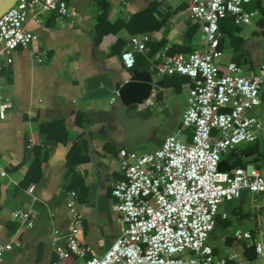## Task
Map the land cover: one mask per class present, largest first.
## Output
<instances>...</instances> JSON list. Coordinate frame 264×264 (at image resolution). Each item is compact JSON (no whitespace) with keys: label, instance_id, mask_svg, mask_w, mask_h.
Listing matches in <instances>:
<instances>
[{"label":"crops","instance_id":"obj_1","mask_svg":"<svg viewBox=\"0 0 264 264\" xmlns=\"http://www.w3.org/2000/svg\"><path fill=\"white\" fill-rule=\"evenodd\" d=\"M63 1L75 12L73 18L46 13L25 24L37 35L44 52L41 62L29 46L0 51V98L11 101L0 119V242L12 243L0 264H53L54 249L64 242L54 233L63 236L70 228L66 204L71 191L77 194L79 240L90 255H101L113 244L120 232L111 193L122 178L119 151L139 155L157 150L182 127L187 107L190 78L159 75L152 66L170 51L187 54L202 47L200 22L190 17L191 0ZM244 7L256 12L249 23L237 25L232 16L219 23L222 71L235 61L248 74L264 59V0H250ZM142 35L149 36L148 49L136 53L132 69L150 71L161 83L147 98L153 116L141 120L134 115L135 107L118 99L85 100L88 78L100 73L114 80L129 78L131 69L124 67L121 53L132 36ZM247 114L264 121V85L259 104ZM183 133L190 141L191 129ZM263 161L260 136L223 154L218 168L234 172L260 167ZM17 209L34 214L32 226L12 217ZM263 226L264 192L243 190L238 198L219 205L209 243L227 264H264L252 246L233 236L239 229L256 235ZM64 264L84 261L68 257Z\"/></svg>","mask_w":264,"mask_h":264},{"label":"built area","instance_id":"obj_2","mask_svg":"<svg viewBox=\"0 0 264 264\" xmlns=\"http://www.w3.org/2000/svg\"><path fill=\"white\" fill-rule=\"evenodd\" d=\"M249 2L191 0L190 17L200 22L202 47L187 54H166L160 64L152 66L159 75L190 78L182 127L152 152L137 155L126 149L119 151L122 178L111 193L120 232L103 254L90 255L89 248L80 242L81 219L74 202L77 194L69 193L70 228L63 236L54 233L64 242L54 249L53 264H64L71 255L84 264H227L209 243L219 205L238 198L243 190L264 192V161L260 167L234 172L218 168L223 154L264 136V121L247 114L260 101L264 59L257 71L248 74L235 61L228 62L223 71L218 64L222 57L219 23L228 16L237 25L249 23L256 13L245 9ZM46 13L65 19L75 16L63 0H17L0 17V51L10 53L18 46H29L35 60L41 62L44 52L37 44V35L25 24L29 18L39 21ZM262 40L264 43V35ZM148 41V35L130 38L129 48L121 53L125 68L134 67L136 53L145 52ZM149 104L147 99L139 107ZM10 108V99L0 98V119ZM185 129L192 131L190 141L184 138ZM12 217L30 227L34 214L17 209ZM233 236L246 241L264 260V226L256 235L239 229ZM11 249L12 243L0 242V261Z\"/></svg>","mask_w":264,"mask_h":264},{"label":"water","instance_id":"obj_3","mask_svg":"<svg viewBox=\"0 0 264 264\" xmlns=\"http://www.w3.org/2000/svg\"><path fill=\"white\" fill-rule=\"evenodd\" d=\"M17 0H0V17L6 13ZM150 71H137L132 69L129 78L121 81V78L112 79L108 73H100L88 78L83 90V98L92 100L118 99L126 107H135L134 115L141 120L151 118L153 113L150 108L139 107L146 100L152 90L157 91L161 85L154 81Z\"/></svg>","mask_w":264,"mask_h":264},{"label":"trees","instance_id":"obj_4","mask_svg":"<svg viewBox=\"0 0 264 264\" xmlns=\"http://www.w3.org/2000/svg\"><path fill=\"white\" fill-rule=\"evenodd\" d=\"M139 15V14H138ZM137 17V15H134L133 17H132V20H131V22H134V20H135V18ZM102 18V17H101ZM127 25V24H126ZM148 49V48H147ZM169 54H175V52L174 51H170V53ZM77 115L79 116V118H80V115H81V113L80 112H77ZM69 257H74V256H69ZM76 258V257H75Z\"/></svg>","mask_w":264,"mask_h":264}]
</instances>
